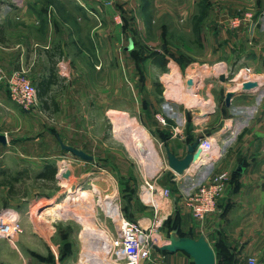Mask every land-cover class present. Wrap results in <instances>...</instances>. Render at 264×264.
Here are the masks:
<instances>
[{"label": "rangeland", "instance_id": "1", "mask_svg": "<svg viewBox=\"0 0 264 264\" xmlns=\"http://www.w3.org/2000/svg\"><path fill=\"white\" fill-rule=\"evenodd\" d=\"M21 1L29 7L38 2L43 8L47 4L59 11L65 6H59L64 4L62 0ZM80 1L89 7L86 10L90 13L94 7L99 10L102 23L96 33L107 39L96 44L101 51L100 58L92 52L94 44H84L88 95L90 87L101 82L104 89L117 88L119 111L114 113L113 125L105 113V105L85 106L83 103L59 107L51 101L52 105L45 108L39 100L35 107L26 109L12 102L18 108L19 120L14 119L7 125L0 123V134L8 136L9 140L6 146L0 147V216L8 220L17 215L22 232L12 239L0 237L15 244L24 236V264H115L109 247L103 246L107 236L115 232V223L107 210L117 201L124 213L125 205L128 212L134 209L128 196L140 188L147 164L141 160L152 151L151 140L156 142L153 136L151 140L148 135L144 140L138 138L133 127H149L148 119L164 126L161 123L164 117L170 131L173 127L168 120L180 125L179 121L189 112L188 119L193 118V126L203 129L198 138L206 136L209 130L222 125V114H237V110L223 111L219 90L242 89L248 79L238 73L245 62L247 48L261 47L264 57V0ZM7 4L16 5L14 0H0V6ZM17 22L24 26L26 37L32 34L29 17L18 18ZM82 29L88 35L94 29V21L84 19ZM110 37H113L112 42H109ZM54 52L60 51L55 49ZM175 62L182 67L178 78L175 76L176 83L187 89L191 85L192 94L199 91L203 98L200 101L189 94L184 99L186 104L191 103L188 109L170 104L163 97L171 82L169 75L168 79H162L160 72H170ZM95 64L101 68L102 75L92 74ZM221 66H224V75L216 71V67ZM250 68L254 80L255 70ZM30 74L29 70L31 78ZM0 84L3 87L5 80ZM55 89L61 86H53L52 95L58 94L57 97L63 99L64 93L56 94ZM208 90L217 95L219 107L206 121L205 101L209 97L205 92ZM105 94L110 98V91L104 93V98ZM90 98L91 95L86 101ZM143 101L151 103L150 116L141 113ZM111 130H116L114 149L110 148ZM101 141L109 145H101ZM61 142L83 145L97 158L85 162L63 148ZM220 147H223L222 141ZM158 157L165 161L163 154ZM50 163L58 166V181L38 177ZM208 163L201 169L205 170ZM195 165L188 169L186 176L178 178L171 172L164 175L169 182L170 175L180 182V188L175 185L174 195L187 192L194 183L201 182L198 179L201 169L193 171ZM19 171L23 174L19 175V180H14L17 194L10 195L1 182ZM128 178L133 179L137 187L130 189L126 185L122 190ZM232 186L230 183V188ZM26 190L28 193L23 195Z\"/></svg>", "mask_w": 264, "mask_h": 264}, {"label": "crops", "instance_id": "2", "mask_svg": "<svg viewBox=\"0 0 264 264\" xmlns=\"http://www.w3.org/2000/svg\"><path fill=\"white\" fill-rule=\"evenodd\" d=\"M62 1L64 4L60 3L59 6L65 5L66 9L63 6L64 9L60 11L58 8L57 10L52 9L53 7L47 4L43 8L41 3L38 2L36 4L31 3L29 7L21 0H14L16 5L0 6V68L9 75L15 69L28 66L31 72L30 76L32 75L31 79L38 88L40 103L45 108L52 105L51 101L59 107L81 106L83 103H85V106L91 103H95L98 107L105 105V113L110 118L111 124L114 125V113L119 111L117 88L107 86L104 89L101 82L90 87L91 93L88 95L89 90L86 83L85 61L87 60V48L84 44H94L92 52L95 57L98 54V58H100L99 53L101 51L98 50L96 44L107 40L96 33L102 23L99 10L94 7L91 9V14L86 10L89 7L81 3L80 0ZM24 15L29 17L32 31V34L27 37L24 34L26 31L24 26L18 25L17 22L18 18H26ZM84 19L94 21V29H91L88 35L82 29ZM97 20L99 23H97ZM109 40V42H112L113 37H110ZM55 49L60 52L56 54ZM247 49L244 56L245 62H242L240 68L250 66L254 68L253 81L257 85L251 89H243V84L242 89L239 91L235 89L219 90L222 97L223 111L237 110V114L229 116L222 114L220 118L222 125L220 124L218 128L207 132V136L217 140L218 148L212 153V159L209 161L210 163L207 162L205 170H203L204 168L201 169L205 162H199L195 158L192 159L189 166L190 168L197 163L193 168L194 170H192L201 169L200 171L197 170L199 171L198 179L201 182L224 170H228L230 173L229 186L223 197L219 198L222 210L210 214L205 223L201 224L185 207L182 199L184 192L182 194L177 193V195L172 193V197L164 198L160 193L151 192L148 188H145L147 181L156 183L159 187H169L172 192L176 189L175 185L181 187L179 186L180 182L173 180L176 177L172 178L170 175L169 182L164 179V175L168 172L175 175V170L171 165V157L180 162L186 160L190 154L189 146L199 140V132L203 129L193 126L195 125L192 121L193 118L188 119L187 114L189 112H186L185 118L183 117L179 121L180 125L178 123L176 125L169 119L168 122L173 127L170 131L165 126L167 121L165 123L161 122L164 124V126H161L156 121L155 123L150 122L149 119L147 123L149 127H133L134 134L138 138L143 139L148 135L151 140V136H153L156 142L151 140L152 151H149L145 155L146 157L141 160L143 163H147L145 164L146 167L144 166L146 174L142 173L140 188L134 190L132 194L129 193L128 197L133 203L134 209L128 212L125 205V215L138 221L142 226L148 227L155 216L153 205L155 199L163 205V208L169 214L161 232L163 238H166L164 244L169 242V238L175 229H178L181 235H190L196 238L205 235L216 252L217 264L219 262L239 264L240 254H253L264 259L262 257V255L264 256V57L261 47L259 49L256 47L249 49L248 47ZM249 51L253 53L251 54ZM172 65L170 72H160L162 79H168L166 76L169 75L171 82V86L166 87V93L163 97L170 104L183 105L188 109L191 106L186 104L184 99L190 93V95H193L192 90L194 89L191 88V85L189 86L190 89H187L182 84L178 85L176 83L178 79H175V76L178 78L182 67L176 62L175 66ZM100 69L95 64L92 66V74L102 75ZM216 71L222 75L225 74L224 66L216 67ZM218 73L215 74L218 75ZM56 85L61 86V89H55V92L56 94L64 93L63 99L61 96L58 98V94L53 97L52 87ZM63 87L64 89H62ZM134 89L139 91L136 87ZM2 90L4 93H2ZM107 91H110V98L107 94H105L107 97L104 98V93ZM143 91L147 92L145 89ZM205 93L209 97L205 101V104H207L205 106L207 112L205 113L208 116L206 121H208L213 112L219 107V103L218 100L216 101L217 95L215 93L209 90ZM90 95V101L87 102L86 100ZM196 95L197 100H203L199 91ZM196 95H193V97ZM12 102L14 101L10 97L7 83L5 82L3 87L0 84V123L7 125L12 123L14 119L19 120L18 108ZM169 103L168 105H170ZM150 106V101H143L141 113L150 116ZM143 118L147 120V117ZM197 120L199 121L200 118H197ZM141 122H143L142 119ZM114 131L116 130L109 132L111 149L115 148L113 139H116V136ZM84 132L89 133L86 130ZM106 135H109L108 132H106ZM8 141V136H6V141L0 140V147L6 146ZM220 141H222L224 148H219ZM103 144L109 145L105 141H101V145ZM68 145L82 146L78 148L92 154L83 145L72 143ZM159 154H163L164 162L158 159ZM96 158L97 156H94L92 160H96ZM92 160L84 161L90 162ZM240 163L245 165V171L242 173L237 172ZM58 174H56V178L59 177ZM192 175L195 176L194 172ZM230 183L233 184L231 188ZM126 185H129L130 189L137 187L136 182L131 178L124 181L122 190L127 187ZM115 194L120 195V193ZM49 230L51 231V229ZM20 239L22 240L19 243L14 244L0 237V264H24V236ZM227 255L231 256L232 259H228ZM144 264L196 263L185 251L169 252L162 250L160 246L154 249L152 260Z\"/></svg>", "mask_w": 264, "mask_h": 264}, {"label": "built area", "instance_id": "3", "mask_svg": "<svg viewBox=\"0 0 264 264\" xmlns=\"http://www.w3.org/2000/svg\"><path fill=\"white\" fill-rule=\"evenodd\" d=\"M30 68L22 66L19 69L13 70L9 75L0 68V81L5 80L7 83L11 99L18 105L30 109L35 107L39 102L38 88L29 77ZM243 77L247 81H253L251 76V68H241ZM238 73V75L240 74ZM193 88V87H191ZM163 123L165 118L161 117ZM206 147L210 153L202 156V147ZM218 148V142L210 136L199 138V144L196 150L200 149V155L197 158L199 162H209L212 159V153ZM189 167L184 172L179 173L174 171L175 176L186 175ZM230 180L228 170L221 171L211 175L199 184L194 183L189 191L182 194L183 203L188 208L195 219L201 224L205 223L210 214L221 212L222 208L219 204V198L225 194ZM145 188L151 192L160 193L164 198L173 196L172 189L169 187H159L156 183L146 182ZM154 199V198H153ZM155 208L154 219L148 227L142 226L138 221H135L125 215L121 209L119 201L115 204H110L107 212L109 217L115 223V232L107 236L104 247H109L111 256L115 264H144L152 260L153 251L156 247L164 245L166 238H163L162 227L168 218V212L163 208L161 203L154 199ZM12 218L5 220L0 216V236L15 238L22 228L19 224V217L12 215ZM125 262V263H124ZM239 264H264V259L253 254H240Z\"/></svg>", "mask_w": 264, "mask_h": 264}, {"label": "water", "instance_id": "4", "mask_svg": "<svg viewBox=\"0 0 264 264\" xmlns=\"http://www.w3.org/2000/svg\"><path fill=\"white\" fill-rule=\"evenodd\" d=\"M257 85L254 81H248L244 83L243 89H251ZM0 140L6 141V136L0 134ZM62 147L72 151L78 157L84 160H92L94 156L89 154L83 149L75 146H71L61 142ZM199 140L189 146L190 154L184 161H177L171 157V165L176 172L182 173L190 166V162L193 158L197 159L200 155V149L196 150ZM245 165L240 163L237 172H244ZM162 250L175 252L178 250L185 251L195 261L196 264H217V256L213 246L210 244L205 235H201L198 238L190 235H181L179 230L175 229L169 238V242L161 246Z\"/></svg>", "mask_w": 264, "mask_h": 264}, {"label": "trees", "instance_id": "5", "mask_svg": "<svg viewBox=\"0 0 264 264\" xmlns=\"http://www.w3.org/2000/svg\"><path fill=\"white\" fill-rule=\"evenodd\" d=\"M23 171H19L16 173V175L14 176H11L9 179H4L2 180V184L4 186H7L8 188V193L10 195H14V194H17V189H16V186L14 184V180H19V175H22ZM58 172V166L53 164V163H50V164H47L46 167H45V171L42 172L41 174H39V178L43 179V180H54V181H58V178H56V174ZM10 174V173H9ZM8 174V175H9ZM12 175V174H11ZM28 193V190H26L24 192L23 195H26ZM167 222V220L165 221ZM228 256V255H227ZM228 259H232L231 256H228ZM219 264H224L222 262H219Z\"/></svg>", "mask_w": 264, "mask_h": 264}, {"label": "bare ground", "instance_id": "6", "mask_svg": "<svg viewBox=\"0 0 264 264\" xmlns=\"http://www.w3.org/2000/svg\"><path fill=\"white\" fill-rule=\"evenodd\" d=\"M243 74H244V73H242V71H241V73H240V75H239V76H241V75H243ZM190 94H191V93H190ZM194 94L196 95V91H195V93H194ZM192 96H193V95H192ZM196 96H197V95H196ZM194 97H195V96H194ZM190 104H191V103H190ZM190 104H189V105H190ZM201 150H202V156H204L205 154H208V153H210V152H209V150H208V149H206V147H204V146L201 148ZM199 161H200V160H199ZM196 164H197V163H196ZM194 165H195V164H194Z\"/></svg>", "mask_w": 264, "mask_h": 264}]
</instances>
